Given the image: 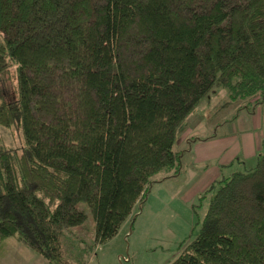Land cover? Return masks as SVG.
I'll use <instances>...</instances> for the list:
<instances>
[{"label": "trees", "instance_id": "obj_1", "mask_svg": "<svg viewBox=\"0 0 264 264\" xmlns=\"http://www.w3.org/2000/svg\"><path fill=\"white\" fill-rule=\"evenodd\" d=\"M214 88L264 104V0H0V126L24 138L0 137V247L71 264L81 204L94 247L113 239L181 170L179 130ZM214 189L172 264H264V152Z\"/></svg>", "mask_w": 264, "mask_h": 264}, {"label": "rangeland", "instance_id": "obj_2", "mask_svg": "<svg viewBox=\"0 0 264 264\" xmlns=\"http://www.w3.org/2000/svg\"><path fill=\"white\" fill-rule=\"evenodd\" d=\"M11 85H15L14 80ZM258 108V114H252L231 103L225 90L214 88L179 130L175 150L184 154L181 170L170 174H167V171L159 173L143 207L137 204L132 216L124 222L117 236L97 248L91 238L94 235V220L87 206L81 204L79 207L87 213L88 220L86 225L79 229L80 235L77 238L68 234L63 238L65 259L71 264H172L198 235L216 191L209 190L214 184L219 186V181H213L208 187L204 186L211 169L194 161L196 157L191 150L193 145L195 147L197 141L211 142L218 136H233L248 127L247 130L256 132L258 120L256 118L254 122L253 117L261 116L259 111L264 110V104L258 105ZM247 115L251 119L247 118L246 123L238 122ZM258 132L263 133L264 129ZM186 135L189 137L186 138ZM0 137L11 149L21 148L24 144L22 132L15 128L0 126ZM261 152H264V139L261 141L258 155ZM243 163L237 160L221 168L220 181L235 172L252 171L256 160ZM203 167L205 168L202 169ZM82 239L86 245L81 244ZM0 264L49 263L12 238L0 247Z\"/></svg>", "mask_w": 264, "mask_h": 264}, {"label": "crops", "instance_id": "obj_3", "mask_svg": "<svg viewBox=\"0 0 264 264\" xmlns=\"http://www.w3.org/2000/svg\"><path fill=\"white\" fill-rule=\"evenodd\" d=\"M261 116L253 117L255 122L257 118V131L242 129L236 132L233 136H218L211 142L202 143L196 142V145L192 147L193 153L196 158L194 161L207 168L210 167L211 172L208 175L207 180L204 182V186L208 187L213 181L220 180L221 168L228 166L239 160L246 164L247 161H255L257 159L261 141L264 139V132L260 133L264 129V110L260 111ZM258 114V112L256 113ZM241 118V117H240ZM251 119L249 115L245 118H241L238 122L246 123V119ZM189 135H186L188 138ZM189 141V140H188ZM184 156V154H183ZM209 164H205V163ZM203 167L202 169H204Z\"/></svg>", "mask_w": 264, "mask_h": 264}]
</instances>
